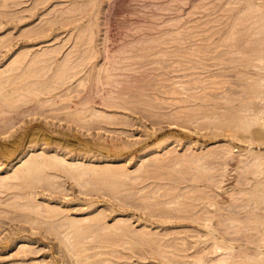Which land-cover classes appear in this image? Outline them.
I'll return each instance as SVG.
<instances>
[{
	"label": "rangeland",
	"instance_id": "374dc122",
	"mask_svg": "<svg viewBox=\"0 0 264 264\" xmlns=\"http://www.w3.org/2000/svg\"><path fill=\"white\" fill-rule=\"evenodd\" d=\"M256 1L264 3L263 0ZM8 3V6L0 8L6 12L0 16V37H6L4 44L0 46V67L10 64L18 52L24 50L28 54L20 55L21 65L30 63L31 57L44 48H58L59 52L48 60L38 62L39 67L47 65L44 74L16 79L19 89H14V93L26 94V98L16 103L15 110L21 111L19 115L0 129L1 175L7 169L11 171V165H6L10 160L8 157L13 153L21 155L28 141L38 143V136L44 133L58 138H49L52 140L50 143L40 140L43 144L34 148L54 144L65 149L68 147L65 141L70 143V148L78 150H81L86 141L110 144L128 142L133 145L116 148L112 150L113 153L106 155L128 164H134L140 159V154L154 148L161 141L169 143V147L177 148L174 155L203 152L207 144L225 142L222 145L237 144L233 148L234 154L245 157L244 150L239 148L246 147L245 142L226 141L228 138H238L232 137L231 131L216 128L217 125L213 126L206 121L208 117L194 122L185 119L190 115L187 109L204 103L202 97H189L192 101H182L191 91L204 96L211 109L216 107H212L214 104H228L227 97L240 90L241 83L247 84L245 78L241 79V73L255 74V67L250 63L261 62L252 59L253 62L249 54L255 52H251L250 48H253L260 36L251 35L255 28L252 20L256 14L252 12L250 15H255L253 17L248 13V20L244 19L247 5L245 0H96L95 3L89 0H8ZM34 3L36 7L32 8ZM72 5L76 9H68ZM239 14L243 19H238ZM250 22L252 23L249 24ZM40 26L49 27L45 34L37 32ZM231 31L232 36L229 37L228 33ZM87 33L92 37L91 42H85ZM91 46L97 52L87 58L84 54ZM255 46L253 50H257V54L260 46H256L259 50ZM68 53L71 62L75 64L70 69L73 75L65 83L60 80L53 83L49 90L39 93L38 99L29 94L26 87L36 81L49 79L57 63L67 57ZM247 57L249 62L246 64L249 67L240 62ZM107 71L118 79L115 84L99 88L91 85L88 74ZM19 72L20 68H17L5 76L16 78ZM199 77L204 80H198ZM204 81L208 84L205 85ZM202 83L204 87L211 86L208 89L201 88ZM88 87L99 90L98 99L93 101V105L103 110L113 109L108 111L118 114H114L117 123H96L87 128L65 119L72 118L69 106L74 105L75 101H83L90 94ZM105 93L118 95L119 100L127 99L128 102L122 104L130 107H106L107 104L99 101L102 96H107ZM40 97L43 99L40 100ZM112 100L119 101L115 98ZM35 105H41V108H35ZM229 105L231 103L227 108ZM203 106L206 109L208 103ZM227 108L219 107L217 112ZM204 109L201 110L202 114ZM211 109L210 113L213 114L216 109ZM12 112L10 110L8 114L11 115ZM205 112L208 115L209 111ZM213 119L210 120L213 122ZM216 133L218 135L215 136ZM69 134L72 135L66 138ZM7 145H13L14 149L6 150ZM159 149L164 152L165 148ZM74 152L73 149L70 154L74 155ZM96 153L95 149L89 152L91 155ZM237 157L230 158L226 166L218 171L220 183L211 187L200 186L208 191L209 198L214 203L210 209L218 207L217 214L238 211L239 215L245 216L247 213L244 207V190L239 181L242 167L238 166ZM162 162L166 164L164 170L174 173L182 172L189 176L193 170L187 165H175L168 159ZM145 165L150 166L149 163ZM49 171L57 175L60 186L46 187L42 182H35L33 190L37 201L47 200L61 206L53 222L56 226L53 231L45 227H32L15 210L13 202L25 200L18 196L23 192L22 189H0V264H73L71 253L63 247L57 233L63 234L70 229V219H78L80 225H86L87 220L81 218L95 208L105 211L108 223L114 222L116 214L123 213L131 217L130 220L137 229L142 227V222H152V226L158 224L157 216L136 206L138 201L131 194L138 188H129L130 184L115 193L102 182L80 184L64 172ZM139 179L142 181L140 186L146 184L145 189L153 187L157 181L167 180L146 179L142 177V172ZM140 193L142 191L138 194ZM199 208L201 206L198 205L196 209ZM180 227L185 225L175 229H181ZM25 242H30L31 246L23 248ZM101 243L103 246L95 249L89 247L88 250L94 257L108 258L99 264H163L144 249L124 248L125 243L122 241L115 244ZM96 252L105 253L95 256Z\"/></svg>",
	"mask_w": 264,
	"mask_h": 264
},
{
	"label": "bare ground",
	"instance_id": "6f19581e",
	"mask_svg": "<svg viewBox=\"0 0 264 264\" xmlns=\"http://www.w3.org/2000/svg\"><path fill=\"white\" fill-rule=\"evenodd\" d=\"M95 1L89 0L91 3H95ZM245 1L247 4L244 9L247 12L245 14L248 15L249 13L250 15L253 12L256 17L255 15L250 16L257 18L252 20L255 23H253L255 28L250 33L251 35H257V37L260 36L256 42L253 40L255 42L254 46L256 43V46H260V50L255 46L260 52H257L258 56H255L257 55V50H253L254 46L250 48L252 51L249 50V52L255 51L254 55L249 54L251 60L257 59L261 62L258 63L252 60L254 63H250V65L253 64L255 67V74L241 73V79L245 78L247 84L241 83V89L232 92L227 97V103H231L228 108V104H214L212 106H216L213 108L216 109L214 113L204 96L193 94L190 91L182 99V101L188 102L192 101L188 99L189 97H202L204 100L203 104L207 105L208 103L209 108L206 106V109H204L202 103H200L202 106L197 104L200 108L196 106L192 107V109H187L189 111L185 110L190 114L188 115L189 118L185 117V119L194 122L199 118L208 117L206 121L213 126L217 125L216 128L220 127L223 130L231 131V136L238 138H228L226 141L240 140L245 142L246 147H239L244 150L245 157L234 154L233 148L237 144L232 143L229 145H222L225 142L214 145L207 144L205 145L206 150L203 152L174 155L173 153L177 151V148L174 146L169 147V143L161 141L154 148L147 149L145 153L140 154V159L135 161L134 164H128L120 163L119 159H110L106 156L109 153H113L112 150L116 148H127L133 145L128 142L110 144L86 141L81 150H78L74 147L70 148V143L65 141L68 146L65 149L59 148L54 144L34 148L43 144L40 140H44V143H50L52 140L49 138H58L48 136L45 133L38 136V143L28 141L26 149L21 155L13 153L8 157L10 160L6 165H11V171L7 169L5 174H0V189L3 187H19L23 190L18 196L25 200L23 202L15 201L13 204L15 210L22 214L24 220L29 222L32 227H45L51 231L56 229L53 222L56 220L60 205L57 203L53 204L47 200L43 202L37 201L33 190L35 182H42L46 187L60 186L56 179L57 175L49 170L64 172L78 180L80 184L102 182L107 189L111 192L115 191V193L122 191L126 184H130L129 188H138L137 191L131 194L138 201L136 206L144 208L151 215L157 216V225L152 226V222H142V227L138 229L132 224L131 217L123 213L116 214L113 217L114 222L108 223L105 219V211L102 208H95L89 211L87 216H84L85 218L82 217L81 219L87 220V224L84 226L79 224L78 219L68 220L71 224L70 229L63 234L57 233V236L63 247L71 253L73 264H99L108 260V258L94 257L88 251L89 247L95 249L103 246L101 241L110 244L122 241L125 243L123 245L124 248L144 249L152 253L155 258L161 260L163 264H208V262L210 264H264V3H258L256 0ZM8 5V0H0V8ZM35 7L34 3L32 8ZM68 9L74 10L76 8L72 5ZM5 14L4 10H0V16ZM241 14H239L238 19H243V16H240ZM245 14H243L244 19L248 20L246 18H249V15L247 17ZM48 28L40 26L37 32L45 34ZM232 32L228 33L229 37L232 36ZM90 34H86L85 42L92 41ZM5 40L6 37H0V46L4 44ZM58 52V48H44L31 57L30 63L21 65L22 58L20 55L28 54L24 50V52H18L10 64L0 67V129L9 125L13 117L15 118L19 115L21 111L17 112L15 110L16 103L26 98V94L14 93V89H19L16 85V79L27 78L34 74H44L47 65L39 67L38 62L48 60ZM96 52L91 46L86 49L84 55L88 58ZM68 56L69 53L67 57L57 63V67L49 79L36 81L27 86V92L38 99L39 93L49 90L56 81L60 80L61 83H65L73 75L70 69L75 67V64L71 62ZM249 57H247L248 60L245 58L246 62L244 61L245 59L240 62L246 66V63L249 62ZM250 65H247V67ZM17 68H20V72L16 78L11 75L5 76V74L11 73ZM239 71H242V69H239ZM87 78L91 85L97 88L107 84L113 85L118 81L108 71L90 73ZM198 80L204 79L199 77ZM204 84L207 85L208 82L204 81ZM204 84L202 83L201 88L207 87H204ZM210 86L206 89L210 88ZM88 88L90 94L86 95L83 101H75L74 105L69 106L71 108L69 115L72 118L65 119L68 122H74L81 127L87 128L95 126L96 123H117L115 121L117 118L114 117V114L117 113L110 112L113 109H108L110 110L108 111L93 105V101L98 99L99 90ZM138 96L140 97V95ZM250 96L255 97V99ZM249 97L250 99H248ZM113 98L119 100L118 95L111 94L102 96L99 101L101 104H107L106 107H130L128 104H122L127 103V99L115 102L112 100ZM41 99L43 98L40 97ZM256 99L258 101H255ZM234 102L236 104L232 105ZM44 104L42 103V105ZM39 106L35 105L34 107L41 108ZM222 106L227 109H223L225 112L218 110V113L217 109L219 107L222 108ZM203 109L204 114L201 111ZM209 109L213 110V114L210 113ZM10 110H13L11 115L8 114ZM205 110L209 111L208 115ZM30 111L34 112L33 109ZM199 112L200 114H197ZM212 118H214L215 122L210 120ZM70 135L72 134H69L66 138ZM161 147L165 148L164 152L160 151L159 148ZM13 149V145L6 146L8 151ZM73 149L75 152L72 153L74 155H71L70 152ZM92 149H95L98 153L89 154ZM29 153L30 155L28 156ZM117 153L122 154V152ZM235 156H238V166L242 167L239 181L245 195L244 199L246 202L244 207L248 208L247 210L245 209L247 212L245 216L239 215L238 211L217 214L216 210L218 207L210 209V206L214 203L209 198L208 191L200 187L202 185L211 187L215 183H220L221 179L217 178L218 171L226 166L230 158ZM166 159L175 165H187L193 170L189 176L184 175L182 172L174 173L170 170H164L166 164L162 161ZM139 163L140 165L137 166ZM147 163L150 164L149 167H145ZM141 172L142 177L146 179L167 178V180L157 181L153 187L145 189L147 187L146 184L139 185L142 182L139 179ZM140 191L142 193L138 194ZM198 205L201 208L196 209ZM182 225H185V227L175 229ZM161 230L165 231L161 232ZM189 237H193V239H189ZM94 239L101 241H95ZM30 244V242H25L22 247H30ZM104 253L96 252L94 255Z\"/></svg>",
	"mask_w": 264,
	"mask_h": 264
}]
</instances>
